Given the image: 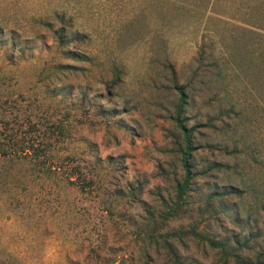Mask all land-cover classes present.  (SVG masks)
Masks as SVG:
<instances>
[{
    "label": "rangeland",
    "instance_id": "rangeland-1",
    "mask_svg": "<svg viewBox=\"0 0 264 264\" xmlns=\"http://www.w3.org/2000/svg\"><path fill=\"white\" fill-rule=\"evenodd\" d=\"M207 1L0 0V131L25 129L30 116L66 124L61 141L51 136L63 159L60 171L42 176L27 161L0 158V264H174L145 235L152 229L148 215L161 219L163 202L174 200L183 177L175 84H189L194 95L187 112V128L201 126L194 167L227 166L195 178L188 215L164 228L198 235L173 241L180 264H235L206 237L229 244L238 238L246 242V260L260 257L264 46L255 33L264 30L253 23L264 19V0L263 12L254 5L258 0H211L206 7ZM60 16L88 36L84 43L62 48L55 42ZM232 26L251 32L234 38ZM221 38L227 54L244 47L245 59L238 70L228 55L225 87L218 90L202 86L194 70L202 41L208 54H226ZM67 52H81L85 61ZM113 66L116 86L108 92ZM218 91L224 100L207 104ZM219 108H233L231 119L204 128ZM75 166L84 176L68 182ZM229 185L242 196L211 197Z\"/></svg>",
    "mask_w": 264,
    "mask_h": 264
},
{
    "label": "trees",
    "instance_id": "trees-1",
    "mask_svg": "<svg viewBox=\"0 0 264 264\" xmlns=\"http://www.w3.org/2000/svg\"><path fill=\"white\" fill-rule=\"evenodd\" d=\"M211 0H208V6L211 5ZM261 0L254 3L257 5V10H261ZM260 7V8H259ZM264 8V5H263ZM256 10V6L253 8ZM263 12V11H262ZM264 19L256 18V21L253 23V26L260 30H264ZM242 22H246V20L240 19ZM59 27L55 30H52L53 37L55 42L62 48L66 46H70L75 42L84 43L87 39V35L79 32L77 29L72 31V21L65 20L62 16L58 18ZM227 22L225 23V25ZM247 24V23H245ZM233 29L237 30L239 33L234 35L232 30H230L231 37H243L246 32H251L246 28L240 26H232ZM2 29L0 30V34L2 33ZM226 32V29H225ZM9 36V43L11 47H16V41L13 38L12 34ZM260 40L262 45L264 46V35L255 33ZM220 43L222 47L225 49L226 54L219 53V56H215L213 52L210 54L207 53V46L202 41V45L199 49L198 56L196 57L197 66L194 70V76L200 80V84L202 86H215L218 90H223L225 87V79L227 75V69H229V57L231 58V67H235L240 70L242 61L245 59L242 56L241 51L244 49L241 48L235 52H228V45L224 43V39L221 38ZM71 53V52H67ZM75 53V54H73ZM71 54L74 55V60L76 61H85L83 53L81 52H73ZM260 62L264 63V47L262 53L260 54ZM66 68V67H64ZM263 68V67H262ZM112 76L113 80L111 81V85L109 82H106L107 91L109 92L111 88L116 86V66L112 68ZM174 73V71H173ZM174 89L178 93V102L175 108V113L173 120L176 126L179 128L181 132V142L178 143V152L180 154V162L183 170V177L179 183H177L175 187V197L174 200L170 202H163L164 210L159 214V218H161L158 222L153 218L152 214L148 215V220L152 226L151 231L147 232L145 237L150 243V245H159L161 246L169 257L172 259L174 264H180L179 256L177 254L176 249L174 248L173 241H179L183 243L184 239L190 236H198L195 232L192 231H182L181 229L175 231L164 230L165 227H168V223L173 220L182 219L185 215H188V207L190 206V191L191 185L195 178L200 176H206L211 171H220L222 168H226L221 163H213L211 167H209L206 171L197 170L192 162V153L195 150L194 135L199 134L201 127L200 124L193 125L187 128V123L191 119L190 116L187 115L189 108H191L194 104V95L191 93L192 87L188 85L178 86L174 85ZM219 92H217V98L208 99L206 101L207 104L211 105L212 102H220L224 100V98H219ZM234 113L233 108L229 110L218 109L216 114H208L205 124H203L204 128H215L216 123L225 124V119H231V115ZM110 116L114 117L113 112L109 113ZM30 114L27 115L29 117ZM8 125L9 123L6 122ZM26 125L28 126L22 130H9L6 126L4 130L0 131V158L1 159H17L19 161H27L32 168L33 173L42 176H48L49 173L60 171V162L63 161L62 156L59 154V151L56 150V146L54 142L51 140V136L56 142L61 141V137L65 135L66 132V124L63 120L51 121L48 118H40L38 121H32L31 116L26 119ZM223 150H227V147H223ZM235 153V151H233ZM73 156L71 154H67L65 159L71 160ZM109 164V163H108ZM75 170L71 172L69 176L67 175L68 182L71 178H78L84 176L79 166H75ZM87 179V178H86ZM85 179V181H86ZM92 179H88L87 183H91ZM71 183V182H70ZM242 190H239L234 186H226L222 187L218 190H215L211 197H217L218 199H224L229 197H241ZM164 230V231H163ZM163 231V232H162ZM205 241L209 244L211 248H214L218 251L221 256H224L226 259L232 258L235 264H264V260H262L264 256V246L263 251L259 255L260 257H256L254 262L246 260L241 251L245 248L246 242H241L238 238L234 239V244H229L227 241H219L213 238L206 237ZM263 241H264V233H263Z\"/></svg>",
    "mask_w": 264,
    "mask_h": 264
}]
</instances>
